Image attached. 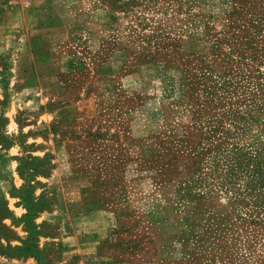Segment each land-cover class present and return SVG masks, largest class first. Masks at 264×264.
I'll return each instance as SVG.
<instances>
[{"label": "rangeland", "instance_id": "obj_1", "mask_svg": "<svg viewBox=\"0 0 264 264\" xmlns=\"http://www.w3.org/2000/svg\"><path fill=\"white\" fill-rule=\"evenodd\" d=\"M127 2L109 44L60 74L56 117L14 138L7 171L52 242L0 245V264H78L60 227L76 244L98 226L102 264H264V0Z\"/></svg>", "mask_w": 264, "mask_h": 264}, {"label": "crops", "instance_id": "obj_2", "mask_svg": "<svg viewBox=\"0 0 264 264\" xmlns=\"http://www.w3.org/2000/svg\"><path fill=\"white\" fill-rule=\"evenodd\" d=\"M127 1L12 0L6 6L0 4L1 246H35L41 250L51 246L49 209L43 202L38 204L40 198L35 195L26 202L17 187L18 179L7 171L14 160L12 153L20 148L14 138L20 133L34 135L33 120L45 123L56 117L59 109L53 108V103L64 86L60 74L84 68V49L95 52L109 44L111 26ZM111 55L122 57V51ZM69 104L78 105L74 101ZM63 203L59 216L67 222L69 213L71 218L75 214ZM105 212L97 211L98 217L104 219ZM25 219L29 224L22 223ZM70 232L76 244H68L69 231L60 227L56 240L61 247L75 253L81 250L78 264H102L94 252L107 235L106 226L91 230L75 227ZM41 255L38 260L29 257L26 264H50L45 252ZM2 259L8 264H19L13 258ZM53 264H68V260L60 258Z\"/></svg>", "mask_w": 264, "mask_h": 264}, {"label": "built area", "instance_id": "obj_3", "mask_svg": "<svg viewBox=\"0 0 264 264\" xmlns=\"http://www.w3.org/2000/svg\"><path fill=\"white\" fill-rule=\"evenodd\" d=\"M12 2V0H0V4L6 6L8 3Z\"/></svg>", "mask_w": 264, "mask_h": 264}]
</instances>
